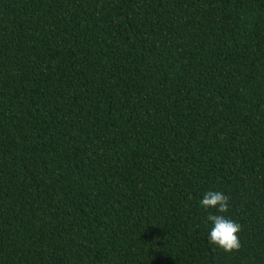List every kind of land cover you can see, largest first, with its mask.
Returning <instances> with one entry per match:
<instances>
[{"label":"trees","instance_id":"obj_1","mask_svg":"<svg viewBox=\"0 0 264 264\" xmlns=\"http://www.w3.org/2000/svg\"><path fill=\"white\" fill-rule=\"evenodd\" d=\"M0 264H264V0H0Z\"/></svg>","mask_w":264,"mask_h":264},{"label":"clouds","instance_id":"obj_2","mask_svg":"<svg viewBox=\"0 0 264 264\" xmlns=\"http://www.w3.org/2000/svg\"><path fill=\"white\" fill-rule=\"evenodd\" d=\"M199 206L206 213L207 240L226 252L241 247V224L229 215V197L221 190L209 189L203 193Z\"/></svg>","mask_w":264,"mask_h":264}]
</instances>
